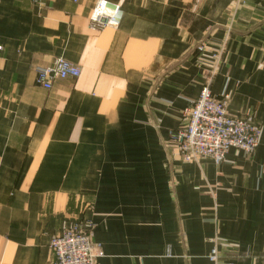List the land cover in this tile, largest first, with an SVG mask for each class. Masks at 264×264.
Here are the masks:
<instances>
[{
    "label": "crops",
    "instance_id": "1",
    "mask_svg": "<svg viewBox=\"0 0 264 264\" xmlns=\"http://www.w3.org/2000/svg\"><path fill=\"white\" fill-rule=\"evenodd\" d=\"M98 1L0 0V264H52L75 221L99 264H212L216 235L263 254L264 134L216 164L181 161L170 133L205 85L264 124V0H103L122 16L96 28ZM58 57L80 77L38 86Z\"/></svg>",
    "mask_w": 264,
    "mask_h": 264
},
{
    "label": "built area",
    "instance_id": "2",
    "mask_svg": "<svg viewBox=\"0 0 264 264\" xmlns=\"http://www.w3.org/2000/svg\"><path fill=\"white\" fill-rule=\"evenodd\" d=\"M121 16L119 6L111 7L99 0L90 19L96 28L117 27ZM36 74V84L51 90L56 82L78 79L81 70L63 57H58L52 65L38 67ZM228 99V94L216 97L205 85L198 98L185 110L187 125L170 133V140L177 146L181 161L190 163L209 159L222 164L233 149L247 156L256 153L262 136L261 127L245 118L231 116L227 112ZM91 228L89 221L84 224L75 221L53 236L50 242L52 264H99L105 253L101 245L93 242ZM213 244L209 261L212 264H225L220 262L217 240Z\"/></svg>",
    "mask_w": 264,
    "mask_h": 264
},
{
    "label": "rangeland",
    "instance_id": "3",
    "mask_svg": "<svg viewBox=\"0 0 264 264\" xmlns=\"http://www.w3.org/2000/svg\"><path fill=\"white\" fill-rule=\"evenodd\" d=\"M94 9V8H93ZM93 11V10H92ZM92 13V12H91ZM36 76H37V74H36ZM229 102H230V99H228V104H227V107L229 106ZM262 103V105L259 107L262 111H264V101H262L261 102ZM227 112H228V108H227ZM229 113V112H228ZM239 117H242V116H239ZM1 118H2V114H0V130L3 128V123H2V120H1ZM242 118H245V119H247L248 121H250V122H252V123H255V124H258L260 127H261V129H262V136H263V132H264V124H261V123H257V122H254L253 120H251L250 118H247V117H242ZM262 136H261V140H260V143H259V147H258V149L260 148V146H261V144H262ZM0 140H2V139H0ZM258 149H257V151H258ZM256 151V152H257ZM256 154V153H255ZM254 154V155H255ZM214 238V240H217V242H218V245H219V243L221 242V239H220V237H219V235H216V236H214L213 237ZM234 244H236V242H234ZM238 246H240V245H238ZM238 246H236V248L237 249H235V248H233V247H231V248H233L232 250L231 249H227V250H225V249H220L219 250V253H220V262H242V261H244V262H258L259 260H260V258H262V257H264V253L263 254H254L253 253V251L251 250V249H247L246 251H242V250H240L239 249V247ZM182 254H185V253H182ZM167 256H169V257H171L172 256V254H171V249L170 248H168V250H167ZM181 258H184V259H186L187 261H190V260H192L193 258H194V256H192L191 257V259H188L187 258V256H183V255H181ZM202 257H197V260H196V262H204V261H202V259H201ZM183 259V260H184ZM203 260H206L207 262H210L209 261V259H208V255L207 256H205V259H203ZM205 261V262H206Z\"/></svg>",
    "mask_w": 264,
    "mask_h": 264
}]
</instances>
